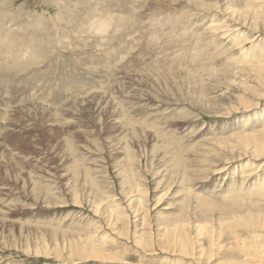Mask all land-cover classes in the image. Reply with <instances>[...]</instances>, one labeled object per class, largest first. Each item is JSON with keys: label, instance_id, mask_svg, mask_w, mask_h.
<instances>
[{"label": "rangeland", "instance_id": "374dc122", "mask_svg": "<svg viewBox=\"0 0 264 264\" xmlns=\"http://www.w3.org/2000/svg\"><path fill=\"white\" fill-rule=\"evenodd\" d=\"M152 1L140 0L137 4L136 0H129L128 3L124 0H98V2L97 0L96 2L95 0H0V37L10 33L21 35L19 39L25 44L16 47V55H21H17L20 59L19 66H7V69L0 70L2 71L0 78L3 74L9 75L10 73L8 80L0 79V264H220L231 256L228 252L231 246L235 249L233 253L237 257L245 255L246 250L240 247L241 241H238L235 235L249 241L257 251L260 248V241L253 239L250 235L252 231L258 233L261 229L257 227L259 224L256 223L255 216L251 215L257 213L255 207L248 201L251 198L253 200L257 197H264L263 187L258 189L264 178V171L262 170L258 175L249 176L250 179L248 177L249 168L243 169L238 165L222 172L215 177L213 182L202 183L198 189L195 187L196 183L187 181L186 184L174 186L170 191L165 192L168 197L161 202L157 213L158 208L150 210L151 218L155 213L157 215L149 227L154 236L152 248H146L138 243L141 234L149 231L148 228L143 227L144 231L141 232L143 228L138 217L142 215L137 214L136 216L127 208L131 222L129 228L127 227L129 233L126 235L120 234L119 229L108 227L98 216L93 217L96 210L93 203H100L101 208L102 205L108 203L107 195L109 194H115L116 198L123 201L122 195L125 192L123 185L125 181L133 183V178H138L149 186V198L154 204V194L158 197L164 192L153 191L155 186L152 176L160 175L167 169L171 170V166L176 162L174 154L182 153L187 148V155L183 154L181 160L187 163V167L192 168L195 159L203 156L196 154L200 145L197 141L201 137L203 140L204 138L222 139L228 134H233L232 131L235 128L241 126L253 128L256 127L254 125L264 121V100H256L255 103L259 102V104L251 110L240 105L238 106L241 109L232 108L236 111L231 113L226 110L210 113L208 110L210 106H213L214 110L222 104L227 106L230 101L236 100L235 98L241 94L240 91L243 90L240 85L244 82L241 76L248 78L244 72L249 71L251 64L254 65L264 59V32L259 33L253 30L254 34H251V39L246 42L243 38L240 39L241 42H237V38L232 42L225 38L228 42L226 43L224 39L221 48H215L208 55L197 51L193 44L181 49L179 45L186 40V37L187 44L191 43L192 37L189 29L193 24L195 25V22L187 25V36L178 29V33L173 32L175 36L181 37L179 43H171L172 39L169 42L168 34L164 33L169 28L166 27L167 29L164 28L161 32V26L168 22L165 18L173 11L151 12L148 7ZM249 2L252 9L257 5H262L258 0H249ZM187 3H189L187 14L194 6L199 7L205 4H216L219 7L229 6L239 14L241 7L247 1L187 0ZM128 4H131L130 7ZM252 9H248L249 15ZM103 10L107 13L114 11V14H126L129 11L128 14L134 17L137 35L134 33L133 39H136V45L139 47L134 50L136 53L133 51L134 54H137L141 47H144L146 42L153 37L159 49L175 48L173 54L169 55L170 52H166L164 58H158V53H155L156 62L152 58L146 61V74L154 78L155 90L148 91V88L141 87L140 92L143 91L141 95L145 96L139 95L131 107L135 112L132 120H135L138 126L136 128L143 130H139L137 134L130 137V146L123 144L118 132L114 130L116 127L110 122L109 115L100 116L95 111H89L83 116L74 118L75 123L70 124L66 123V119H50L46 114L22 110L27 107L34 110L43 108L53 112L56 110L60 114L61 110L58 111L59 108L56 109V105L65 102L74 90L72 95L81 92L77 88L86 85L93 86L91 70L88 68L93 67L90 65L92 61L95 65H102V61L99 60L98 55L95 57L98 50L92 48L89 43L94 45L97 43H93V38L86 29L91 28L89 24L94 19V17L90 18V13L97 11L98 15L105 12ZM134 10H136L135 13ZM258 10H262L261 18L264 19V7ZM259 23L264 29V21L260 19ZM148 25L150 26L147 28ZM67 27H69L68 31ZM151 28L155 30L151 31ZM32 39L37 43L40 41L39 44L46 48V54L37 55L34 61L29 58L31 55L29 53L34 51L30 47ZM161 55L163 57V54ZM2 56L4 60L7 58L4 63L8 62L7 65H9L12 61L10 54L3 52ZM125 60L122 65L129 61ZM81 63L87 68V72L82 69ZM116 68L120 71L121 66ZM120 74L117 76L112 74L110 81L108 80L109 86L113 79H115V84L125 81ZM98 78L103 79L101 76ZM82 81L83 85L80 84ZM239 82L241 84H238ZM6 84H19L26 92L18 95L17 91L10 90ZM132 88L136 90L138 85H132ZM72 101L74 100H67L66 103ZM69 111L72 110L69 108ZM149 124L153 126L150 125L152 126L150 127ZM185 124L189 125L187 129ZM147 125L146 129L142 127ZM150 129L155 134L160 133L159 136L153 139ZM218 131H221V134ZM124 147H127L132 155H136L134 175L132 172L126 175L127 161ZM151 149L152 152H150ZM204 152L208 154L204 159L206 163L203 162L199 166L194 165L193 168H211L213 163H218L228 156L222 150ZM253 169L256 170V167ZM193 192L196 195H207L213 200L215 197L218 200L223 197L230 201L234 197L239 198L240 201L227 207L219 204L216 209L208 210L207 214L206 208L201 206L197 208L199 220L204 221L206 216L213 217H210L213 219L211 222L214 227L213 241L204 233L195 236L196 245L208 250L203 258L198 259L193 255L175 256L160 253L163 250L158 245L162 244L160 235L164 233L165 225L178 216V209L185 201L187 206L191 204ZM75 196L80 199L81 203L73 201ZM263 200L264 198L260 203H263ZM227 208L228 211H226ZM243 215L246 217L237 218ZM218 217H221L222 221ZM160 220L163 221L160 222ZM88 221H91V225ZM205 221L203 225H206ZM10 229L14 230V237L9 232ZM191 232L195 233V229H191ZM42 233L45 234L47 242H55L54 240L58 239L61 243L62 239L88 237L97 245L124 254L126 261L125 263L99 260L70 261L66 258L68 251H65L61 259H58L55 255L27 253L20 248L2 245L5 235H9L10 239L22 238V242H25L27 237L34 239L40 236L41 238ZM209 252H212L213 258L208 263Z\"/></svg>", "mask_w": 264, "mask_h": 264}, {"label": "bare ground", "instance_id": "6f19581e", "mask_svg": "<svg viewBox=\"0 0 264 264\" xmlns=\"http://www.w3.org/2000/svg\"><path fill=\"white\" fill-rule=\"evenodd\" d=\"M124 1H126V3L129 2V0H124ZM139 1L140 0H136L137 4H139L138 3ZM246 1H247V3L241 7V12L239 14L235 13V11L232 10L231 7H229V6L219 7L216 4H205V5H201L199 7L194 6V8H192L190 10V13L187 14V6H189V3H187V0H153L148 8H149V11H151V12L173 11V13H171V14L167 13L169 16L167 18H165V20L168 22L165 25L161 26V30H162L161 32L164 31V28L165 29H167L166 27L169 28V30L164 31V33L168 34V38L170 39L169 42L172 39L171 43H179L180 42L181 36L177 37L174 35V33H176L175 31H177V29L183 35L187 36V25H190L194 21L195 25L193 24L192 27H190L191 29H189L191 31V34H192V35L190 34L192 39H191V41L189 40L191 43L187 44V37H186V40L183 41V43L181 45H179V47L181 49H184L187 46L193 44V46H195L197 51L202 52V53H206L208 55V54H211V52L215 48H217V47L221 48L222 41L225 38L230 39L231 42L235 38H237V42L240 41L241 38H243L246 42L247 40L251 39V36H252L251 34H254L253 30L255 32H259V33L261 31L264 32V29L261 27V25L259 23L260 19L264 21V19L261 18L262 10H258L261 7L262 8L264 7V0H258L262 5L258 6L256 4L257 6L253 9H252V5L250 4L249 0H246ZM95 2H96V0H95ZM97 2H98V0H97ZM253 3H255V2H253ZM71 4H70V6H71ZM133 4L134 3H132V5ZM130 5H129V7H130ZM86 7H87V5H86ZM89 7H91V6H89ZM132 7L133 6H131V8ZM82 8H84V7H82ZM95 8H96V6H95ZM248 9L253 10L251 15H249ZM179 10H181V11H179ZM103 11H105V10H103ZM96 12H92L93 15L90 13V15H91L90 18L94 17V19L89 24L91 26V28L86 29V31L88 32L90 37L93 38V43H95V44L97 43V45H94L91 43H89V45L92 48H94L95 50L97 48L98 53L95 54L96 55L95 57H97V55H98L99 60L102 61V65H95V63H93L94 61H92V63H90V65L93 67L88 68L89 70H91V72H90L92 74L91 83H93V86H87L86 85V86H82L81 88H77V90H81V92H84V93L79 92V93H75L74 95H72L73 92L75 91L74 90L72 92V94H70L71 97H69L67 99L69 101L73 99L74 101H72L71 103H69V102L66 103V101H67L66 100L65 102L64 101L61 102L60 105H56L57 106L56 109L59 108L58 111L61 110L60 112L62 114L61 113L59 114V112H56V110L53 112L50 110L49 111L44 110L43 108H42V110H34V109H30L27 107L26 109H22V110H24V112L25 111L26 112L35 111V112H38L40 114H46L48 116V118H50V119H57V118L66 119L67 120L66 123H70V124L75 123L74 118L76 119L79 116H83V114H85L89 111H95V113L97 112L100 116L109 115L110 122H111L112 126L116 127L114 130H116L118 132V136H120V139H122L123 144H125L126 146L127 145L130 146V144H131V138L130 137L132 135L137 134L139 132V130H143V129L136 128L138 126H136V122H134L135 120H132V117L135 116V112L133 109H131V107L134 104V101H136V99H138L139 95L145 96L143 94L141 95V92H143L142 90L140 92L141 87H145V89L148 88V91H154L155 90L154 83H153L154 78L150 77L146 74V67H147L146 61L150 60V58H152V60H154L156 62L155 53H158V55H159L158 58H164L166 52H170L169 55H171V54H173L175 48L174 47L173 48L166 47V48L159 49L157 46V43L155 44V37H153L150 41H148V42L145 41L146 45H144V47H141V50L138 49L140 51H138L137 54H134V52H135L134 50L136 48H139L138 45H136V41H135L136 39L135 38L133 39V35H134V33L136 34V31H137L135 29L136 28V21L134 20V17H132L131 15L128 14L129 11L126 14H124V13L114 14V11H112L111 13L110 12L107 13V11H105V12H102L98 15L96 14ZM135 12H136V10H134V13ZM85 14H87V13H85ZM77 15H79V13ZM80 16H82V15H80ZM73 17H74V15H73ZM168 18H172V19H168ZM69 19H67V20H69ZM64 21H65V19H64ZM58 22H59V20H58ZM54 23L55 22H53V24ZM157 23H159V22H157ZM163 23H165V22H163ZM72 25H73V23H72ZM154 25H156V24H154ZM149 26L150 25H148L147 28ZM184 26H186V27H184ZM69 27H67V31H68ZM47 28L48 27H46V29ZM153 29L155 30V28H151V31ZM46 31H48V29ZM178 31H177V33H178ZM69 32H66V33H69ZM77 32H78V30H77ZM85 32H83V33H85ZM43 33H45V32H43ZM184 33H186V34H184ZM3 34H4V31H3ZM63 35H64V33H63ZM77 36L79 37V35H77ZM153 36H155V35H153ZM20 37H21V35H17V34L14 35L13 33L8 34L7 36L1 35V37H0V70L5 69L7 66H11V67L19 66V60L20 59L18 57L21 55L17 54V55H19L17 57L16 47H19V45L21 46L24 44V42H22L21 39H19ZM44 37H46V36H44ZM71 39H73V38H71ZM226 39H225V41H226ZM55 41H56V39H55ZM62 41H63V39H62ZM39 42L37 43L36 40H33V39L30 42V44H31L30 47H32V49L34 51L32 50L33 52L29 53V54H31L29 56V58L33 59V61L36 59L37 55L43 56L46 54V50H45L46 48H44L42 45H40ZM137 42H138V40H137ZM227 42L228 41H226V43ZM242 42H243V44H245L244 41H242ZM70 43H72V42H70ZM134 43H135V46H133ZM73 44H74V42H73ZM46 47H47V44H46ZM20 50H21V47H20ZM20 50L18 49V51H20ZM3 52L10 54L9 57H11L10 59H12V61L9 63V65H7L8 62L4 63V61L7 60V58H5V60H4V58L2 56ZM21 52H22V50H21ZM24 53H25V51H24ZM161 54H163V57H161L162 56ZM127 57H129L130 59H126ZM37 58H39V57H37ZM92 59H94V57ZM125 59L129 60V61L127 63L125 62V64L122 65V62ZM96 61H97V59H96ZM29 63H30V61H29ZM20 64H21V62H20ZM81 65H82V63H81ZM251 65L252 66H250V68L248 69L249 71L244 72L245 74H247L248 78H244L241 76V80L244 81L245 83L243 82L242 85H240L241 89L243 91H240L241 94L235 98L236 100L230 101L227 106L223 105V104L219 105V106H217V108L215 110H214L213 106H210L208 109L210 113H216V112H220L223 110H226V111L231 113V112H234L236 110H239V108L241 109L240 106H243L246 109L249 108L251 110L253 107H255L256 105L259 104V102L255 103L256 100L257 101L264 100V59L259 60V62L258 63L256 62V64H254V65L253 64H251ZM22 66H23V64H22ZM120 66H121V68H119L120 71H118V69L116 67H120ZM81 67L83 70H85V71L87 70V68L84 67V65H82ZM29 69H30V67H29ZM3 71L5 72V70H3ZM19 71H21V70H19ZM27 71H29V70H27ZM0 72H2V71H0ZM119 73L122 74V75L121 74L120 75L123 76V79H125V81L123 83L118 82L117 84H115V79H113V81L110 83V86H109L108 80L111 78L112 74L117 76ZM1 75H2V73H1ZM8 76H10V73H9V75L3 74L0 79L3 78L5 80H8ZM100 76L103 77L102 80H100L101 78L100 79L98 78ZM228 81L230 82V79ZM232 82H234V80ZM249 82H250V84H248ZM86 83H88V82H86ZM12 84H10V85L6 84V85H7V87L10 88V90L17 91L18 95H19V93L22 95L24 92H26L25 90H22V87H20L19 84H14V85H12ZM80 84L83 85L84 82L82 81V82H80ZM238 84H241V83L239 82ZM6 85H5V87H6ZM25 85L27 86V84H25ZM132 85H138V88L136 90H134V88H132ZM3 88H4V86H3ZM139 92H140V94H138ZM15 95H16V92H15ZM77 98H79V99H77ZM28 99L30 101H32L31 98H28ZM35 101H37V100H35ZM43 104H45V103H43ZM238 105H240V106H238ZM52 107H54V106H52ZM69 108L72 111H69ZM232 108H236V110H233ZM246 109H244V110H246ZM9 111H10V109H9ZM15 112H17V111H15ZM21 114H22V111H21ZM192 120H197V119H192ZM150 125H152V124H149V126ZM152 126H150V127H152ZM188 126H189L188 124H185L186 129ZM254 126H256V127H253L254 129L252 127H245V126L235 128V130L232 131L233 134L226 135V133H223L226 136L222 137V139H217V138L216 139H213V138L212 139H205L204 138V140H203V139H201L202 138L201 137L200 140L197 141V142H200L199 143L200 145H199V149L196 150V152H197L196 154L199 153L200 156L201 155H203V156L200 157V159H195V161L193 163V167H195L194 165L199 166L203 162L206 163L205 162L206 160H204V159H206L208 154L204 151L222 150L224 153H226L228 155L224 160H220V162H218V163H213V165H211L212 166L211 168H209V167L208 168H193V167L189 168V167H187L186 166L187 163L185 164L181 160L183 154L187 155V148H185L182 153H177V155L174 154V158H175L176 162L174 163V165L171 166V170H169V169L164 170L161 174H160V172H161V170H160V171H158L160 175L154 174V176H152V180L154 181V186H155L153 188L154 189L153 191L154 192H156V191L157 192H159V191L164 192V194H162L158 197L154 194V199H153L154 204L151 203L150 198H149V194H150L149 193L150 192L149 186L144 184V182L142 180L140 181L138 178H136V179L133 178L132 179L133 183H130L129 181L128 182L125 181V183L123 185V191H125L123 193L124 196L122 195L123 201L120 198H116L115 194L114 195L109 194V195H107L108 196L107 197L108 203L102 205L101 208H100V205H101L100 203H98V204L93 203L95 205L94 208L96 209L93 217L98 216L100 219L104 220L103 222L105 224H107L108 227H112L115 230L119 229L120 234L126 235L129 233V230L127 229V227L129 228V225L131 222L129 215L127 213L128 212L127 208L129 209V211H131V212L133 211V213H135L136 216H137V214H139V216L142 215L141 216L142 218L138 217V218H140V219H138V221L141 220L140 224L142 225V228L143 227L148 228L149 231L143 232L144 231V228H143V230L141 231L143 233L141 234L140 241L138 243L140 245L146 247V248H152L153 244H154V240L152 238H154V236H153V233L151 232L149 227H150L151 223H153V221L155 220V218L157 216L156 213L160 208L159 206H160L161 202L164 201L168 197L167 193H165V192L170 191V189L173 188L174 186L184 185L187 183V181H192L193 184L196 183L195 187L198 189V186H201L202 183L207 184L209 182H213V180H215V177L220 175L222 172H225V171L231 169V167L235 166V165H238V166H240V168H243V169L249 168L248 177L249 176L252 177L253 175H258V173H260L262 170L264 171V121L260 122L259 124L254 125ZM142 127L144 129H146V128H148V125L142 126ZM112 129H113V127H112ZM153 129H154V127H153ZM156 130H157V128H156ZM218 132H219V134H221V131H218ZM216 133H217V131L215 132V134ZM150 134H151V137L154 139V138L158 137L160 133L155 134V133H153V130L150 129ZM115 135L117 137V134H115ZM200 136H202V134H200ZM186 146H187V144H186ZM139 147H141L140 144H139ZM124 150H125L124 155L126 154V161H127L126 175H129V172H132V174L134 175L133 171L135 170V162L134 161L136 160V155H132L130 153V151L127 149V147H124ZM150 152H152V149ZM254 167H256V170L253 169ZM246 170H243V171H246ZM246 177H247V175H246ZM225 178L226 177H224V179ZM248 182H249V180H248ZM239 183H240V181H239ZM258 183L259 182H257V184ZM254 185H256V184H254ZM249 187H251V186H249ZM254 187H256V186H254ZM262 187L264 189V178L261 180V183H260L258 189H261ZM256 190H257V188H256ZM194 191H195V189H194ZM186 192H187V189H186ZM197 192H198V194H200L199 191H197ZM198 194L197 195L195 193L192 194L193 196H192L191 204L187 206V202L185 201L183 206H181L178 209L179 210L178 216L175 217L172 221H169L168 222L169 224L165 225V227H164L165 231H164V233H162L160 235V239L162 241V244L158 245L161 247L160 249L163 250L160 253H167V254H171V255H175V256H186V255L192 256L193 255V256H196L198 259L203 258L208 253V250H206L207 248L205 249L204 247H199L196 245L195 236L201 235L204 233V234H206V236H208L212 240L213 234H214V231H213L214 227H213V223H211V222H213L212 221L213 217L212 216H206L204 218V221L206 219V221H205L206 225H203L204 221H202L201 219L199 220L197 208L199 206L206 208L207 209L206 214H207V213H209L208 210L216 209L217 205H219V204H220V206L227 207V206H232L234 203L240 201L239 198H234V197L231 198L230 201H227L223 197L219 198V200H218V198L216 199L215 196H214L215 200H213V199L209 198L207 195L202 196V195H198ZM217 194L220 195V193H217ZM221 196H223V194H221ZM228 196L231 197L230 195H228ZM263 198L257 197L253 200L251 198V200L248 201L254 205L255 210L257 212L255 214H251L253 217L255 216L256 223L259 224V226L257 224H254V225H257V227H260V229H261V231L258 233L256 231H252V233H250V235L252 236L253 239L260 241L259 242L260 248L257 251L255 246L250 244L249 241H247L246 239L239 238L238 235H235L237 240L241 241L240 247H242L243 249L246 250L245 255H239L237 257V255L235 253H233L235 251V249L233 248V246H231V248L228 249V252L230 253L231 256L229 257L228 260L226 258V260L220 264H264V202L260 203V201ZM73 201L78 203V202H80V199L75 196ZM107 204H109V205H107ZM167 208H169V207H167ZM151 209H157L153 218H151V213H150ZM226 211H228V208L226 209ZM89 217H91V216H89ZM210 217H212V218H210ZM234 217H237V216H234ZM245 217H246V215L239 216L237 218L241 219V218H245ZM100 219H98V220H100ZM218 219L220 220L222 218L218 217ZM93 220H91V221H93ZM91 221H88L89 225H91ZM161 221H163V220H160V222ZM220 221H222V220H220ZM247 224L249 225V223H247ZM193 228L195 229V233L191 232V229H193ZM9 232L12 233V236L14 237V235H13L14 230L10 229ZM22 240H23L22 238L18 239L17 237L10 239L9 235H5L4 236V242L2 241V245L4 247L20 248V249L26 251L27 253H35L38 255L43 254L46 256L55 255V257H57L58 259L59 258L61 259V257L63 256V253H65V251H68L66 253V256H67L66 258L70 261H73V260L74 261H76V260H81V261L99 260L101 262H112L113 261L116 263H125L124 261H126L124 254H120V252L108 250L107 248H105L102 245H97L96 242H93L88 237H81V238L74 237V238H71L68 240L62 239L61 243L58 242V239H55L54 240L55 242H53V241L47 242L45 234L42 233L41 238H40V236L39 237L37 236L34 239H32L31 237H27L25 242H22ZM59 244H60V247H59ZM150 251H152V250H150ZM212 258H213V254H212V252L211 253L209 252L208 263L212 261Z\"/></svg>", "mask_w": 264, "mask_h": 264}]
</instances>
